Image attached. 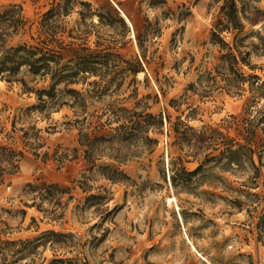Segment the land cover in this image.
Listing matches in <instances>:
<instances>
[{"label": "rangeland", "instance_id": "rangeland-1", "mask_svg": "<svg viewBox=\"0 0 264 264\" xmlns=\"http://www.w3.org/2000/svg\"><path fill=\"white\" fill-rule=\"evenodd\" d=\"M20 46L95 69L0 72V264H264V0H0Z\"/></svg>", "mask_w": 264, "mask_h": 264}, {"label": "trees", "instance_id": "trees-1", "mask_svg": "<svg viewBox=\"0 0 264 264\" xmlns=\"http://www.w3.org/2000/svg\"><path fill=\"white\" fill-rule=\"evenodd\" d=\"M222 9L225 10V19L227 20V24L229 26H237L238 22L235 16L236 10L234 3H229L227 1ZM46 45L47 44L45 43L44 47ZM42 48L43 47L38 46H20L15 48L13 50L15 53L6 54L3 57L0 62V72H6L8 74L13 73L15 70H18L21 65H27L29 67V71L33 74H49L51 77L59 80L65 77H71L78 72H90L95 69V66L88 62V57H79L74 64L63 65L60 61H58L60 59L59 56L52 53L50 54L49 48H47V51H43ZM20 51L22 52L21 54H19ZM51 62H53V64H51ZM262 85L264 84L262 83ZM1 167L0 173L5 169L7 171L9 169ZM172 173V176H170V182L171 185L175 187L178 184L186 185L192 175L191 172L186 171L183 167L172 171Z\"/></svg>", "mask_w": 264, "mask_h": 264}, {"label": "bare ground", "instance_id": "bare-ground-1", "mask_svg": "<svg viewBox=\"0 0 264 264\" xmlns=\"http://www.w3.org/2000/svg\"><path fill=\"white\" fill-rule=\"evenodd\" d=\"M120 12H121V16L124 18V20L126 21V23L128 24V26L131 28L132 37L134 38V32H133V29H132V25H131L130 20L126 17V15H125L121 10H120ZM134 40H135V38H134ZM167 202H168L169 204L174 203V204L176 205V208L178 209V206H177V204H176V199H175V196H174V195L167 197ZM178 214H179V213H178ZM178 216H179V219H180V221H181V217H180V215H178ZM188 242H189L191 248H192L194 251H196L195 248L193 247V245L191 244V242H190L189 240H188ZM198 254H199V253H198ZM199 256L202 257V259H204V260L206 261V259H205L202 255L199 254Z\"/></svg>", "mask_w": 264, "mask_h": 264}]
</instances>
